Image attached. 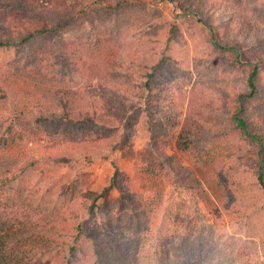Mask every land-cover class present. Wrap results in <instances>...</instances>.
Masks as SVG:
<instances>
[{"label":"trees","instance_id":"obj_1","mask_svg":"<svg viewBox=\"0 0 264 264\" xmlns=\"http://www.w3.org/2000/svg\"><path fill=\"white\" fill-rule=\"evenodd\" d=\"M151 6L147 0H0V264H28L27 245L29 256L36 254L31 264L37 259L36 264H264V130L251 148L239 151L243 158L205 156L194 148L220 192L214 189L221 201V209L215 208L198 173L167 153V139L179 121L159 108L189 53L182 43L184 27ZM184 10L194 14L197 31L213 43L216 61L232 48L240 64L242 44L234 47L226 40L206 9L189 4ZM126 27L143 32L136 36L151 49L152 61H137L140 47L126 46V37L110 39ZM51 43L56 55L48 66ZM82 53L97 66L104 62V68L77 69L79 76L72 60L81 61ZM250 61L247 91L235 95L237 111L229 126L231 133H245L244 140L252 138L245 127L250 105L257 106L264 123L263 58ZM127 72L129 81L123 76ZM130 82L134 95H128ZM188 128L179 136L196 144L197 133ZM120 132L147 138L138 154L141 186L120 171L116 141L123 135L114 139ZM40 134L64 140L53 153L39 154L30 137ZM98 158L111 161L114 180L124 179L116 182L123 197L108 205L105 190L85 189L63 171ZM168 183H177L189 202L162 207ZM153 211L161 212L165 224L148 239ZM196 212L203 216L199 223ZM124 219L140 234L138 240L128 237V245L119 237ZM17 231L28 237L10 239Z\"/></svg>","mask_w":264,"mask_h":264},{"label":"rangeland","instance_id":"obj_2","mask_svg":"<svg viewBox=\"0 0 264 264\" xmlns=\"http://www.w3.org/2000/svg\"><path fill=\"white\" fill-rule=\"evenodd\" d=\"M147 2L159 12V15H167L184 27L186 32L182 43L185 50L189 53V61L186 62V67L175 71V77L168 83V86L166 84L165 100H163L159 108L160 114L176 117L177 121H179V125L172 130L167 139V153L198 173L207 189V193L212 195L211 198H215L212 205L221 209L220 195L216 196V194H213L214 189L217 188L216 183L211 180L208 167L200 163L196 158L194 148L198 146L200 148L199 152L203 151L205 156H222L224 159H231L237 156H242L241 158H243L245 156L241 155L239 151L246 152L248 148H251L252 144L255 143V136L260 135L261 129L264 130V123L258 116L257 106L252 104L247 110L248 123L245 125L252 138L246 137L248 139L244 140L245 133L236 134L230 132L233 121L232 116L237 111L238 101L235 95L244 87V90L247 91L245 79L248 78L249 70L252 66L251 63L253 62L250 61L252 58L253 60L263 58L259 67L260 84L264 90V0H147ZM189 4L195 5L199 10L206 9L215 20L223 37L232 41L234 47H238L239 43L242 44L243 55L240 58L242 60L240 64L236 63L239 56L236 49L232 48L227 52L221 51L220 61L215 60L210 50L213 43L208 42L197 31L196 25L192 23L194 14L184 10V7ZM216 29L218 30V28ZM142 33V31L131 30L126 27L120 36L117 34L110 39L115 40L126 37V46L140 47L137 53V61H152L150 59L151 49L146 50V42L136 36V34L141 35ZM194 33H196V37L191 35ZM86 47H89V45L87 44ZM212 49L216 50V47ZM55 55V46L52 44L48 55V59L51 61L44 62L50 66ZM82 55L83 59L81 61H78L80 58L72 60L73 70L79 76H82L81 73L84 67L89 69L97 67L98 72L104 68V62H101L102 66H97V61H88L87 54L82 53ZM117 56H115L116 60ZM131 69L133 71L135 68L131 67ZM123 76L127 81L131 79L129 72L124 73ZM133 90L134 86L130 82L128 95H134L135 93L131 92ZM100 106L101 112L106 113V102L105 105L104 102H101ZM186 127H190L186 130L187 132L191 129L197 133L198 140L196 144H185V137L179 136L182 128L185 129ZM227 129L229 132L225 131ZM120 135L123 136L117 142L116 139ZM108 139L110 137L106 135V140ZM114 139L117 144L116 157L118 158L121 173L126 179H131L132 183L141 186V179H137L138 154L145 149L146 136L139 132L133 135L120 132ZM63 140V136L50 137L47 134L30 137L32 147L39 154L40 152H43V154L53 153L52 151L56 150L57 144ZM179 142L182 145H186V147H180ZM87 144L91 145V143ZM83 147L87 148L86 151L89 153L93 151L90 146ZM103 147H106V145H103ZM255 155L257 156L256 153ZM114 170L111 161L102 158H98L86 167L77 169L72 167L71 170L63 168V171H70V174L75 179H80L85 189L105 190L106 200H104L107 205L123 197L122 190L116 182L124 179L120 177L114 180ZM177 185V183L166 184L162 207L172 201L178 204H181L183 200V203L187 204L189 202L187 193L177 188ZM216 192L220 193L217 189ZM206 203L208 202H202V208L206 206ZM153 212L154 214L150 219V230H147L148 239L153 238L152 236L160 224H165L161 212ZM197 214L195 217L199 223L203 216L199 213ZM188 218L183 217L186 220ZM206 218L209 222H212V213L208 211ZM183 219L179 220L184 222ZM124 221L126 223L121 227L122 233L119 234V237L124 240L123 245H128V237L129 239L138 240L140 234L137 233L132 221H126L125 219ZM168 224L169 233L173 223L170 224L169 222ZM225 227L232 233L235 231L229 223ZM20 237H28V233L17 231L10 235V239L13 240ZM151 241L148 240L147 244ZM145 246L146 243L143 242V249H145ZM31 250L28 245L25 247V255L29 259L28 264H31L36 258V254L35 256H32V254L29 256ZM23 253L24 251H20L19 254L22 255ZM38 262L37 259L34 264Z\"/></svg>","mask_w":264,"mask_h":264}]
</instances>
